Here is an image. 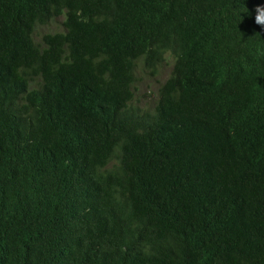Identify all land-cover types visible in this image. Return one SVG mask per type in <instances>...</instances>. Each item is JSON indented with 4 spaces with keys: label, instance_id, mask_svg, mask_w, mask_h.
Listing matches in <instances>:
<instances>
[{
    "label": "trees",
    "instance_id": "16d2710c",
    "mask_svg": "<svg viewBox=\"0 0 264 264\" xmlns=\"http://www.w3.org/2000/svg\"><path fill=\"white\" fill-rule=\"evenodd\" d=\"M258 6L0 0V264H264Z\"/></svg>",
    "mask_w": 264,
    "mask_h": 264
},
{
    "label": "rangeland",
    "instance_id": "374dc122",
    "mask_svg": "<svg viewBox=\"0 0 264 264\" xmlns=\"http://www.w3.org/2000/svg\"><path fill=\"white\" fill-rule=\"evenodd\" d=\"M58 19L43 26H35L33 37L39 39L43 33L57 31L58 27H60V20ZM172 61L173 57L169 53L164 54L161 61L156 65V69L151 73L142 68L140 63L137 64L134 71L130 101L134 107L141 110H148L151 108L156 98V90L168 76Z\"/></svg>",
    "mask_w": 264,
    "mask_h": 264
},
{
    "label": "clouds",
    "instance_id": "9594fccd",
    "mask_svg": "<svg viewBox=\"0 0 264 264\" xmlns=\"http://www.w3.org/2000/svg\"><path fill=\"white\" fill-rule=\"evenodd\" d=\"M255 13H256L255 14V23L264 27V6L256 7ZM166 53L170 54V52H165L164 54H166ZM170 55L173 57V60H174V56L172 54H170ZM172 63H173V61H172ZM171 67H172V65H171Z\"/></svg>",
    "mask_w": 264,
    "mask_h": 264
}]
</instances>
